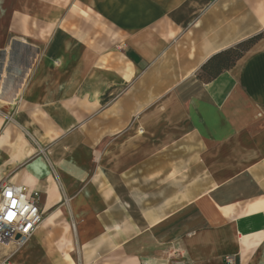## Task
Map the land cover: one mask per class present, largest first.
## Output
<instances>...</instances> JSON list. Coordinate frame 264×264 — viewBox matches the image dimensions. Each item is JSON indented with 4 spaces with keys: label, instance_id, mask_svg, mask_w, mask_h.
I'll return each instance as SVG.
<instances>
[{
    "label": "crops",
    "instance_id": "crops-1",
    "mask_svg": "<svg viewBox=\"0 0 264 264\" xmlns=\"http://www.w3.org/2000/svg\"><path fill=\"white\" fill-rule=\"evenodd\" d=\"M261 32L264 0H0V178L44 196L14 264H264V36L198 78Z\"/></svg>",
    "mask_w": 264,
    "mask_h": 264
},
{
    "label": "built area",
    "instance_id": "built-area-1",
    "mask_svg": "<svg viewBox=\"0 0 264 264\" xmlns=\"http://www.w3.org/2000/svg\"><path fill=\"white\" fill-rule=\"evenodd\" d=\"M41 199L39 189L0 178V248H8L0 264H14V253L36 232L43 217ZM223 264H236L235 257H225Z\"/></svg>",
    "mask_w": 264,
    "mask_h": 264
},
{
    "label": "trees",
    "instance_id": "trees-1",
    "mask_svg": "<svg viewBox=\"0 0 264 264\" xmlns=\"http://www.w3.org/2000/svg\"><path fill=\"white\" fill-rule=\"evenodd\" d=\"M264 36L261 32L236 46L219 51L212 55L201 67L198 78L209 82L219 76L224 70L231 68L258 40Z\"/></svg>",
    "mask_w": 264,
    "mask_h": 264
},
{
    "label": "rangeland",
    "instance_id": "rangeland-1",
    "mask_svg": "<svg viewBox=\"0 0 264 264\" xmlns=\"http://www.w3.org/2000/svg\"><path fill=\"white\" fill-rule=\"evenodd\" d=\"M190 180V179H189ZM170 183L174 184V179H171L170 180ZM44 196L42 195V199H41V202L43 203L44 201ZM8 248L7 247H1L0 248V258L3 257V255L5 254L6 250ZM71 250H72V245L68 242L67 244L64 245V252L66 255L70 254L71 253ZM16 258V257H15ZM15 258H14V262H15ZM16 264V263H15ZM221 264V263H220Z\"/></svg>",
    "mask_w": 264,
    "mask_h": 264
},
{
    "label": "snow or ice",
    "instance_id": "snow-or-ice-1",
    "mask_svg": "<svg viewBox=\"0 0 264 264\" xmlns=\"http://www.w3.org/2000/svg\"><path fill=\"white\" fill-rule=\"evenodd\" d=\"M12 217H11V215L9 216V219H11Z\"/></svg>",
    "mask_w": 264,
    "mask_h": 264
},
{
    "label": "bare ground",
    "instance_id": "bare-ground-1",
    "mask_svg": "<svg viewBox=\"0 0 264 264\" xmlns=\"http://www.w3.org/2000/svg\"><path fill=\"white\" fill-rule=\"evenodd\" d=\"M42 223V222H41Z\"/></svg>",
    "mask_w": 264,
    "mask_h": 264
}]
</instances>
